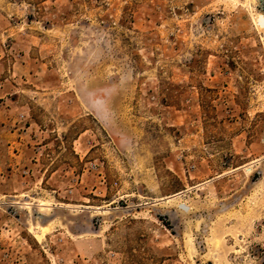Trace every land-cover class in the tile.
Wrapping results in <instances>:
<instances>
[{
  "label": "rangeland",
  "instance_id": "rangeland-1",
  "mask_svg": "<svg viewBox=\"0 0 264 264\" xmlns=\"http://www.w3.org/2000/svg\"><path fill=\"white\" fill-rule=\"evenodd\" d=\"M262 18L0 0V264H264Z\"/></svg>",
  "mask_w": 264,
  "mask_h": 264
},
{
  "label": "crops",
  "instance_id": "crops-1",
  "mask_svg": "<svg viewBox=\"0 0 264 264\" xmlns=\"http://www.w3.org/2000/svg\"><path fill=\"white\" fill-rule=\"evenodd\" d=\"M13 193L14 194H10L9 196H7V194H2V197H6V198L10 197V199L13 200V202L9 205L8 208L12 207L13 210L15 211L14 213L17 216L18 210H22V208H25L23 202L21 200L19 201L18 199L19 198L22 199L23 197L30 199V197H29L30 195H28V193L23 194V192L16 191V190H14ZM27 203L31 204L29 206L34 205V204L30 203V201H27ZM58 203H61V202H58ZM6 206H8V205H6ZM8 208H7V210H8ZM36 208H39V207L36 205ZM9 211H10V209H9ZM46 241H48V240L46 239ZM76 246H79V245H76ZM77 248H79V247H77ZM21 259L24 260V263H26V264H44L45 263L44 262L45 259L43 258V256L40 255L39 253H36L31 246H30V249H25L24 254H22V256H21ZM24 263H22V264H24Z\"/></svg>",
  "mask_w": 264,
  "mask_h": 264
},
{
  "label": "water",
  "instance_id": "water-1",
  "mask_svg": "<svg viewBox=\"0 0 264 264\" xmlns=\"http://www.w3.org/2000/svg\"><path fill=\"white\" fill-rule=\"evenodd\" d=\"M180 209H182L183 211H186V212L189 211V207H187L185 205H180Z\"/></svg>",
  "mask_w": 264,
  "mask_h": 264
},
{
  "label": "bare ground",
  "instance_id": "bare-ground-1",
  "mask_svg": "<svg viewBox=\"0 0 264 264\" xmlns=\"http://www.w3.org/2000/svg\"><path fill=\"white\" fill-rule=\"evenodd\" d=\"M258 23V22H257ZM259 23L262 25V27L264 28V19L262 18ZM258 25V24H257ZM259 26V25H258ZM253 165V164H252ZM40 205V204H39ZM44 208V207H43ZM47 208V207H46Z\"/></svg>",
  "mask_w": 264,
  "mask_h": 264
},
{
  "label": "built area",
  "instance_id": "built-area-1",
  "mask_svg": "<svg viewBox=\"0 0 264 264\" xmlns=\"http://www.w3.org/2000/svg\"><path fill=\"white\" fill-rule=\"evenodd\" d=\"M2 87H3V83L2 82H0V90L2 89ZM2 107L0 106V109H1Z\"/></svg>",
  "mask_w": 264,
  "mask_h": 264
}]
</instances>
